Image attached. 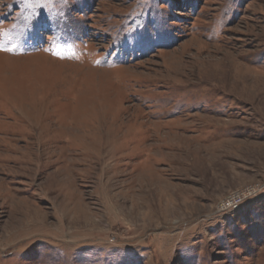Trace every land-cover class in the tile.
<instances>
[{"label": "rangeland", "instance_id": "obj_1", "mask_svg": "<svg viewBox=\"0 0 264 264\" xmlns=\"http://www.w3.org/2000/svg\"><path fill=\"white\" fill-rule=\"evenodd\" d=\"M0 264H264V0H0Z\"/></svg>", "mask_w": 264, "mask_h": 264}]
</instances>
